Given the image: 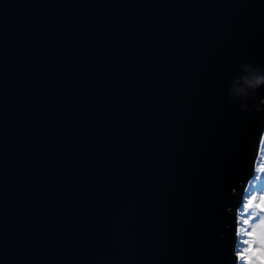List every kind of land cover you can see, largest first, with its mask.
Returning <instances> with one entry per match:
<instances>
[{"label": "water", "instance_id": "water-1", "mask_svg": "<svg viewBox=\"0 0 264 264\" xmlns=\"http://www.w3.org/2000/svg\"><path fill=\"white\" fill-rule=\"evenodd\" d=\"M257 65L264 0H0V264H235Z\"/></svg>", "mask_w": 264, "mask_h": 264}, {"label": "clouds", "instance_id": "clouds-1", "mask_svg": "<svg viewBox=\"0 0 264 264\" xmlns=\"http://www.w3.org/2000/svg\"><path fill=\"white\" fill-rule=\"evenodd\" d=\"M249 65L245 64L244 67ZM243 85L253 92L264 85V70L256 66L255 74L242 77ZM244 88H237L241 93ZM257 104L256 111H260ZM253 175L243 184V193L232 189L234 195H240L239 205L228 211L234 214V245L232 255L235 264H264V130L261 131L255 159L253 161Z\"/></svg>", "mask_w": 264, "mask_h": 264}, {"label": "rangeland", "instance_id": "rangeland-1", "mask_svg": "<svg viewBox=\"0 0 264 264\" xmlns=\"http://www.w3.org/2000/svg\"><path fill=\"white\" fill-rule=\"evenodd\" d=\"M264 130V129H263ZM262 187H264V182H262ZM242 193H243V189H242Z\"/></svg>", "mask_w": 264, "mask_h": 264}]
</instances>
